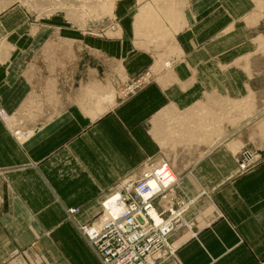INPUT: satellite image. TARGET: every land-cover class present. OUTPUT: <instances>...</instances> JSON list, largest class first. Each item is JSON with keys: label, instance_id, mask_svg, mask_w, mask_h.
<instances>
[{"label": "crops", "instance_id": "0c3cea01", "mask_svg": "<svg viewBox=\"0 0 264 264\" xmlns=\"http://www.w3.org/2000/svg\"><path fill=\"white\" fill-rule=\"evenodd\" d=\"M117 4L121 29L96 39L66 29L49 34L28 8L0 0V107L11 122L40 128L22 145L0 120L2 216L28 227L38 221V233L23 235L41 236L47 264L48 227L64 251L59 264H103L76 224L88 222L104 192L137 178L148 158L164 157L180 177L178 198L189 203L166 264H264V117L238 118L260 107L246 19L258 0ZM165 53H177L176 64L160 70ZM148 67L160 70L153 81L97 115L102 74L115 89L121 73L130 78ZM87 71L95 74L98 110ZM242 147L263 158L236 175ZM73 207L83 210L67 219ZM32 246L18 247H25L21 264Z\"/></svg>", "mask_w": 264, "mask_h": 264}, {"label": "rangeland", "instance_id": "374dc122", "mask_svg": "<svg viewBox=\"0 0 264 264\" xmlns=\"http://www.w3.org/2000/svg\"><path fill=\"white\" fill-rule=\"evenodd\" d=\"M16 4H20L24 8H28L30 12L33 13V21L40 22L45 20L48 23L46 27L47 33H58L59 29H66L68 32H76L80 35L88 38H103L106 37L108 31L113 32L114 30L121 29V19L118 16V2L120 0H113V8L112 11L108 14H104L98 16L101 10H98V13L94 11V7H91L87 4L90 0H49L48 2V10L41 9L37 7L39 0H14ZM33 1V3H32ZM111 5L108 7L110 9ZM134 6H132L130 13H133ZM100 11V12H99ZM252 16H248L247 19V33L248 36L253 39V50L251 54H253V64L251 65V70L253 73L251 85L257 87L260 90L257 94V98L255 100L260 101L259 108H248V111H244L241 115H238V118L243 116L245 118L246 114L250 119L256 116L264 117V0H258V5L255 6V9L251 13ZM98 16V17H95ZM106 17V18H105ZM61 25H60V24ZM40 29V28H39ZM117 31H114V33ZM251 46V47H252ZM244 51H248L251 48L248 45H242L241 47ZM249 52V51H248ZM88 58V57H87ZM85 58L86 62H92V59ZM168 60L171 63L170 67L160 68L163 70H169L173 68L176 64L175 61L177 59V53L166 56V53L161 57L162 60ZM160 70L153 69L151 67L145 68L132 76L127 77L124 73H121L119 78L118 86L113 89L108 87V83L105 81V75L102 74L103 80V89H102V106L98 110V106L100 105L99 99L94 94H91L93 91V81L95 74L87 71L85 78L88 84L90 85V89L88 88V96L89 100L95 107H97V115H100L104 110L116 105L117 102L124 100L125 98L131 96L132 93L137 92L147 83L153 81L157 77V72ZM100 73H98L99 75ZM100 97V98H101ZM98 100V101H97ZM1 108V107H0ZM5 110V109H4ZM6 111V110H5ZM101 111V112H100ZM237 108L234 107V118H237L236 112H238ZM7 113V111H6ZM96 115L95 112H92ZM8 114V120L5 123V127L10 130L12 137L19 144H25L30 138H32L35 133H37L40 128L37 124H21L16 121H12L14 117L11 113ZM245 115V116H244ZM264 137V136H262ZM236 161H237V171L236 175H240L241 173H245L252 169V167L257 163L260 159L263 158L262 152L257 149H250L246 147L239 148L238 152H236ZM164 157H160L159 159H163ZM167 160L166 158H164ZM168 161V160H167ZM174 171V170H173ZM3 174V169H0V176ZM176 174V173H175ZM177 175V174H176ZM178 177V175H177ZM179 182H180V177ZM121 182V181H120ZM119 182V183H120ZM118 183V184H119ZM118 184L114 186V188L109 189L104 192L101 198L98 201V205L95 210H89L88 218L86 216V220L91 222H97L102 218L104 214V205L103 199L106 195H111L117 188ZM78 208L77 212L69 213V209ZM66 209V218H73V214H78L83 210L81 207H73ZM5 210H11V205H4ZM92 212V213H91ZM8 217L2 216V212H0V264H11L15 262L21 264V262H25V255H23L24 248H18L26 245H33V251L31 252V258L28 257V264H47L44 254L45 252L38 250L37 246H43L42 242H40L41 236L37 235L35 238L31 236L23 235L25 231L28 229H34L37 232L38 221L33 219L32 227L25 226V222L22 220H11ZM75 217V216H74ZM88 222H82L84 224ZM81 224V223H79ZM78 224V225H79ZM78 225L77 230H78ZM25 230V231H24ZM79 232V231H78ZM38 233V232H37ZM80 233V232H79ZM42 234L45 236V243L49 244V264H59L63 262L64 251L59 248V244L54 236V229L48 227V229H43ZM80 235L85 237L80 233ZM58 239V237L56 236ZM59 240V239H58ZM87 242V241H86ZM37 243V244H36ZM19 245V246H18ZM23 249V250H22ZM63 255V257H62ZM65 260V258H64ZM66 261V260H65Z\"/></svg>", "mask_w": 264, "mask_h": 264}, {"label": "built area", "instance_id": "2783aa9c", "mask_svg": "<svg viewBox=\"0 0 264 264\" xmlns=\"http://www.w3.org/2000/svg\"><path fill=\"white\" fill-rule=\"evenodd\" d=\"M39 1L37 7L48 10L49 0ZM87 4L96 13L102 9L98 16L113 8V0H90ZM165 59L163 67H170ZM8 117L0 108V120L7 122ZM140 171L137 178L122 180L111 195L104 197L101 219L78 225V231L103 264H166L168 259H175L170 240L187 226L183 214L189 203L178 198L179 178L164 158H148ZM107 202L115 212L108 209ZM77 211L69 209L70 214Z\"/></svg>", "mask_w": 264, "mask_h": 264}, {"label": "bare ground", "instance_id": "6f19581e", "mask_svg": "<svg viewBox=\"0 0 264 264\" xmlns=\"http://www.w3.org/2000/svg\"><path fill=\"white\" fill-rule=\"evenodd\" d=\"M1 1H2V0H1ZM258 133H259V132H258ZM106 204H107L108 209H109L110 211H112V212H115V211H116L115 209H113V208L110 206V202H107Z\"/></svg>", "mask_w": 264, "mask_h": 264}]
</instances>
